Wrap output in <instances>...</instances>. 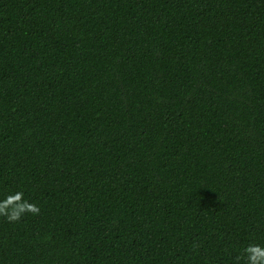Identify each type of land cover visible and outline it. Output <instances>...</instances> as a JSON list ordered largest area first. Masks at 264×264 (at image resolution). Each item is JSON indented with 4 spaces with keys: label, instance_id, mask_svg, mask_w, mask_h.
<instances>
[{
    "label": "trees",
    "instance_id": "trees-1",
    "mask_svg": "<svg viewBox=\"0 0 264 264\" xmlns=\"http://www.w3.org/2000/svg\"><path fill=\"white\" fill-rule=\"evenodd\" d=\"M18 191L40 213L0 216V264L264 246V0H0V201Z\"/></svg>",
    "mask_w": 264,
    "mask_h": 264
},
{
    "label": "clouds",
    "instance_id": "clouds-1",
    "mask_svg": "<svg viewBox=\"0 0 264 264\" xmlns=\"http://www.w3.org/2000/svg\"><path fill=\"white\" fill-rule=\"evenodd\" d=\"M26 213L39 215L40 208L25 200L22 191L10 194L0 201V216L5 217L9 222H18ZM236 260L237 264L241 260H245V264H264V246L249 244L244 249L243 255L238 256Z\"/></svg>",
    "mask_w": 264,
    "mask_h": 264
}]
</instances>
